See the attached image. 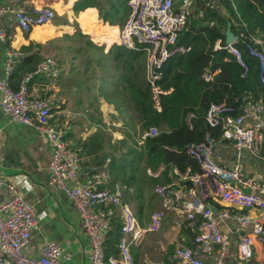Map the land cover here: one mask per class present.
<instances>
[{
  "label": "built area",
  "instance_id": "1",
  "mask_svg": "<svg viewBox=\"0 0 264 264\" xmlns=\"http://www.w3.org/2000/svg\"><path fill=\"white\" fill-rule=\"evenodd\" d=\"M23 1L16 0L14 5L3 7L0 11L14 12L25 34L54 20L56 14L53 8H29ZM130 4L132 11L119 30V40L131 48H137V44L145 46L147 80L151 84L155 105L159 107L163 93L157 82L161 79L159 70L173 54L191 49V46L179 45L178 38L190 19L203 16V11L195 13L201 8L198 0H131ZM216 4L217 0L204 2V6L210 8ZM214 24L211 21V25ZM0 38L6 39L3 28H0ZM246 38V34L240 32L226 46L245 72L249 67L237 43H247ZM248 39L247 51L260 61V82L264 89V37L252 35ZM221 44L219 39L215 49L222 48ZM22 55L20 49L6 50L5 72L0 78V110L13 122L33 125L48 137L51 148L50 183L63 189L76 208L89 237L91 264H136L132 247L140 244L147 233L161 231L169 212L176 215L173 220L176 227L192 233L194 244L192 247L183 242L176 243L169 264H229L228 259L233 255L234 264H264L260 256L264 255V213L249 212L250 209L264 212V182L248 177L242 171L239 160L231 166L218 163L214 157L215 141L210 134L205 141L188 146V154L198 162L200 172L193 173L189 168L182 174L175 168L174 173L180 176L181 182L173 181L155 187L160 207L152 212L148 224L142 226L134 210L124 201L123 186L111 184L110 161L99 172L82 179L83 147L71 144L66 138V129L51 123L54 108L51 98L35 96L30 92L33 78L42 76L56 80L61 76L62 67L58 60L51 56L43 58L14 88L11 75ZM218 72L207 69L203 78L208 82L214 81ZM246 100L242 114L238 116L233 115L234 108L224 102L212 103L206 114L209 125L221 126L222 137L234 143L238 159L246 150L262 156L264 97L255 99L249 95ZM249 119L251 123L247 122ZM159 134L160 129L152 126L137 138V143L142 145L148 138ZM1 148L0 142V161ZM239 184L251 192H245ZM0 190L6 195L0 205V264H60L62 258H67L64 247L54 240L44 244L39 257L26 254L25 247L38 226V215L17 185L1 171ZM213 193L234 209L222 208L216 212L209 202ZM237 207L244 211L235 210ZM118 211L124 218L119 253L107 256L105 241ZM230 219L236 225V248L231 233L223 227L224 221Z\"/></svg>",
  "mask_w": 264,
  "mask_h": 264
},
{
  "label": "crops",
  "instance_id": "2",
  "mask_svg": "<svg viewBox=\"0 0 264 264\" xmlns=\"http://www.w3.org/2000/svg\"><path fill=\"white\" fill-rule=\"evenodd\" d=\"M15 2L16 0H0V9L14 5ZM75 2L76 0H24V5L29 8L47 6L53 8L56 14L51 23L36 26L29 34H25L19 27L14 12L0 11V28L6 31V39L0 38V78L5 72L7 48L20 49L23 52L17 64L28 54L25 47L31 46L32 52L41 55L40 61L48 56L58 60L62 67L61 76L56 80L42 76L33 78L30 92L35 96L51 98L54 108L50 121L66 129V138L71 144L82 146L84 142L92 141L90 146H93L94 150L91 153L84 151L82 161L81 178L86 179L99 172L108 160L112 162L114 157L116 163L120 165L126 160L133 159L130 152L133 147H137V138L145 130L143 131L137 110L129 102L126 92L127 72L122 69L121 62L113 61L118 46L134 50L137 48L122 44L119 40L121 28L100 19L97 8L89 7L76 12L73 9ZM222 13L227 15L224 8ZM76 33L89 35L96 46L103 48V52L95 57L96 59L104 57L101 65L88 58L89 55L85 53V48H89L88 42L75 35ZM110 50L112 56L108 55ZM142 60L141 57L139 63L141 67ZM20 81L11 80V84L17 87ZM172 90L173 88L163 89L162 94H168ZM154 107L158 111L162 109L161 105ZM247 122L251 123L252 120L249 119ZM0 131L2 146L0 171L17 185L20 192L31 202L39 218L38 226L33 230L31 240L25 247L26 254L30 257H39L42 255L44 244L54 240L64 247L68 255L67 258H62L60 264H91L89 237L82 227L76 208L63 189L50 183L51 148L46 134L33 125L13 122L1 110ZM214 157L218 163L226 166H231L239 160L242 171L248 177L264 182V157L246 150L238 159L234 143L223 137L215 141ZM102 158L105 160L100 166ZM164 169L165 166L161 165L156 171H152L151 168H146L145 171L149 176L157 177ZM123 172L121 169L116 174ZM110 173L113 182L115 175ZM173 174L175 176L172 175V182H181L180 176L174 172ZM157 185L159 184L153 188L155 194L153 202L156 199L160 205V199L155 193ZM132 197L133 187L130 186L124 193V201L136 211L134 207L139 202ZM149 197L145 200V205L153 206ZM5 199L4 191L0 190V205ZM209 202L216 212L222 208L234 209L223 203L214 193L211 194ZM235 210L244 211L239 207ZM249 212L264 213L258 209H250ZM136 215L142 226H146L150 221L151 214L146 211L141 218ZM175 216L174 212H169L164 219L162 230L147 233L142 241L144 242L146 238L151 241V235L162 236L163 238L156 241L161 254L166 253L170 245L179 242L194 247L192 233L185 228L176 227L173 222ZM235 226L232 219L224 221L223 227L231 233L236 248L238 236ZM260 256L264 259V255ZM234 259L235 256H231L228 259L229 264H234ZM164 263V259H159L152 252L144 253L140 262V264Z\"/></svg>",
  "mask_w": 264,
  "mask_h": 264
},
{
  "label": "trees",
  "instance_id": "3",
  "mask_svg": "<svg viewBox=\"0 0 264 264\" xmlns=\"http://www.w3.org/2000/svg\"><path fill=\"white\" fill-rule=\"evenodd\" d=\"M130 1L76 0L73 9L81 12L89 7L97 8L100 19L122 28L132 11ZM198 1L202 9H197L195 13L203 11V16L191 18L178 38L179 45L191 46V49L185 53L173 54L159 70L161 79L157 82L161 88L165 90L173 88L170 93L160 95L162 108L160 111L154 107L151 84L147 80L148 58L145 46L137 44V49L134 50L120 45L113 58L116 63L121 62L122 69L127 72L126 92L129 102L138 112L143 131L152 126L160 129L158 136L148 138L140 147L136 142L137 147H133L130 152L133 159L124 161L123 165L116 163L115 157L110 162V172L115 175L112 184L123 185L124 193L130 186L133 187L132 198L139 202L135 205L134 211L140 218L147 207H151L145 205V200L150 196L149 200L153 202L154 186L172 182L175 168L181 173L186 172L188 168L193 173L200 172L198 162L188 154L189 144L205 141L207 134L215 141L222 139V127H212L206 120L207 111L212 103L224 102L233 107L232 114L238 116L242 114L249 95L255 99L264 97V89L260 82V61L250 55L246 48L248 38L252 35L264 37V0H217L214 8L204 6L205 0ZM223 8L227 15L222 13ZM211 21L215 24L211 25ZM228 27L235 35L240 32L246 34L247 43L240 41L237 46L248 64L247 72L235 55L226 48ZM75 35L88 42L89 48H85V53L89 55L91 61L101 65L104 57L98 59L95 57L103 52V48L96 46L89 35L83 33ZM219 39L222 40V48L215 49ZM31 48L32 46L25 47L28 54L18 62L11 80L19 82L27 72L36 68L41 55L32 52ZM113 48L115 49L116 45ZM108 55L112 56V50ZM141 57L142 67L139 64ZM207 69L219 71L214 81L204 80L203 74ZM91 143L92 141L83 143L84 151L91 153L94 150L93 146H90ZM261 154L264 157V138ZM102 160L100 166L105 159ZM161 165H164L165 169L157 177H151L145 171L146 168L156 171ZM121 169L124 172L116 174ZM123 224L124 218L118 211L105 241L107 256L118 255ZM161 238L163 237L151 235V241L146 238L143 243L133 247L135 263L140 264L146 252H152L154 256L169 263L175 245H170L166 253L161 254V249L156 243Z\"/></svg>",
  "mask_w": 264,
  "mask_h": 264
},
{
  "label": "water",
  "instance_id": "4",
  "mask_svg": "<svg viewBox=\"0 0 264 264\" xmlns=\"http://www.w3.org/2000/svg\"><path fill=\"white\" fill-rule=\"evenodd\" d=\"M226 42L227 44L231 43L234 38H235V34L231 31L230 27H228L227 31H226ZM239 186L247 193H250L251 190L247 189V188H243L242 185L239 184ZM214 210L216 211V209L214 208Z\"/></svg>",
  "mask_w": 264,
  "mask_h": 264
},
{
  "label": "rangeland",
  "instance_id": "5",
  "mask_svg": "<svg viewBox=\"0 0 264 264\" xmlns=\"http://www.w3.org/2000/svg\"><path fill=\"white\" fill-rule=\"evenodd\" d=\"M153 193H154V191H153ZM159 207H160V205H159L158 201L155 199L154 202H153V206H151V207H147L146 212L149 213V215H150V214H152V212H153L155 209H157V208H159Z\"/></svg>",
  "mask_w": 264,
  "mask_h": 264
}]
</instances>
